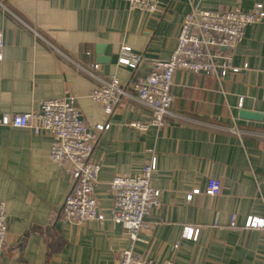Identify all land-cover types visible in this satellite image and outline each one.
I'll use <instances>...</instances> for the list:
<instances>
[{
    "label": "crops",
    "instance_id": "obj_1",
    "mask_svg": "<svg viewBox=\"0 0 264 264\" xmlns=\"http://www.w3.org/2000/svg\"><path fill=\"white\" fill-rule=\"evenodd\" d=\"M256 3L264 8V0H169L167 10L163 4L150 14L130 10L124 0H0V118L38 110L43 99L73 96L88 126L108 124L91 153L100 164L95 193L105 219L76 223L61 214L72 181L49 159V132L0 123L7 220L0 264H117L129 241L110 219L108 182L137 174L151 158L161 205L146 217L135 252L158 263L264 264V227L244 225L249 217L264 219V19L249 24L235 48L239 71L221 82L176 71L166 123L144 131L128 125L151 117L130 87L133 75L170 56L191 6L248 10ZM122 46L143 55L135 69L118 62ZM92 64L98 67L90 75L83 67ZM111 76L125 93L107 113L89 94ZM209 178L222 181L217 196L205 194ZM193 189L198 193L188 199ZM185 226L198 228L197 237H183Z\"/></svg>",
    "mask_w": 264,
    "mask_h": 264
},
{
    "label": "built area",
    "instance_id": "obj_2",
    "mask_svg": "<svg viewBox=\"0 0 264 264\" xmlns=\"http://www.w3.org/2000/svg\"><path fill=\"white\" fill-rule=\"evenodd\" d=\"M130 10H141L155 14L169 7V0H124ZM164 10V11H165ZM264 19L261 3L248 10L235 6L225 10H207L191 6L181 19L176 33V45L165 60L151 63L144 74H134L130 87L136 98L151 112L147 122L132 120L128 125L140 131L149 126L161 127L166 123L173 104L172 85L176 71L192 72L213 76L219 82L228 73H235L239 67L232 64L236 46L241 42L245 28ZM3 37L0 32V61L3 59ZM144 59L134 53L129 46H122L118 62L135 69ZM96 64L85 66L83 70L93 75ZM246 67V64L243 65ZM99 85L91 90L89 97L100 103L110 113L125 93L118 78L99 79ZM0 123L13 127L28 128L34 133L49 132L52 142L49 152L51 162L65 167L72 185L62 206V217L69 222L84 223L89 220L102 222L105 219L103 208L96 196L100 164L91 159V153L101 132L108 124L88 126L80 115L73 96L43 99L35 111L4 115ZM67 166V167H66ZM156 168L154 158L145 162L134 175L116 174L108 182L111 196V221L119 224L126 233L129 245L120 255L117 264H177L173 260L158 263L133 250L139 231L147 226L146 217L154 208L161 205L160 189L151 184V176ZM222 181L209 178L205 194H220ZM193 189L187 195L190 199L197 194ZM234 223V222H233ZM245 227H264V219L249 217ZM198 228L185 226L182 236L196 238ZM7 235V220L4 202L0 201V254L3 252Z\"/></svg>",
    "mask_w": 264,
    "mask_h": 264
},
{
    "label": "water",
    "instance_id": "obj_3",
    "mask_svg": "<svg viewBox=\"0 0 264 264\" xmlns=\"http://www.w3.org/2000/svg\"><path fill=\"white\" fill-rule=\"evenodd\" d=\"M242 115L246 118H259V114L254 112H242Z\"/></svg>",
    "mask_w": 264,
    "mask_h": 264
}]
</instances>
